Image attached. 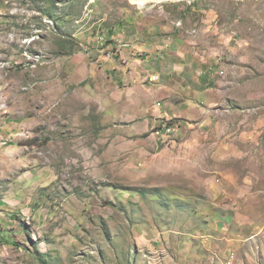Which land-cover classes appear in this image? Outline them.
<instances>
[{
	"label": "rangeland",
	"instance_id": "374dc122",
	"mask_svg": "<svg viewBox=\"0 0 264 264\" xmlns=\"http://www.w3.org/2000/svg\"><path fill=\"white\" fill-rule=\"evenodd\" d=\"M0 264H264V0H0Z\"/></svg>",
	"mask_w": 264,
	"mask_h": 264
},
{
	"label": "built area",
	"instance_id": "2783aa9c",
	"mask_svg": "<svg viewBox=\"0 0 264 264\" xmlns=\"http://www.w3.org/2000/svg\"><path fill=\"white\" fill-rule=\"evenodd\" d=\"M174 126L173 124H169V125H164L162 127H157L155 130H154V134L158 137H161L163 135H168V134H171L172 131L174 130Z\"/></svg>",
	"mask_w": 264,
	"mask_h": 264
},
{
	"label": "bare ground",
	"instance_id": "6f19581e",
	"mask_svg": "<svg viewBox=\"0 0 264 264\" xmlns=\"http://www.w3.org/2000/svg\"><path fill=\"white\" fill-rule=\"evenodd\" d=\"M134 3H137L140 7H144L146 3L150 0H132ZM154 1H162V0H154Z\"/></svg>",
	"mask_w": 264,
	"mask_h": 264
},
{
	"label": "crops",
	"instance_id": "0c3cea01",
	"mask_svg": "<svg viewBox=\"0 0 264 264\" xmlns=\"http://www.w3.org/2000/svg\"><path fill=\"white\" fill-rule=\"evenodd\" d=\"M129 33V32H128ZM132 34H134V32H131V35ZM143 36V35H142ZM141 36V37H142ZM144 70H146V71H152V70H157V69H155L154 67H149L147 64H145V66H144ZM158 70H160V68L158 69ZM1 83H3V81H1Z\"/></svg>",
	"mask_w": 264,
	"mask_h": 264
}]
</instances>
